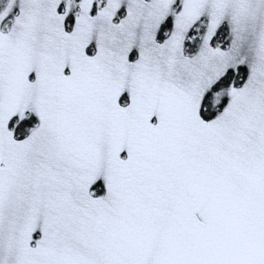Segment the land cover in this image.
<instances>
[{
    "label": "snow or ice",
    "instance_id": "1",
    "mask_svg": "<svg viewBox=\"0 0 264 264\" xmlns=\"http://www.w3.org/2000/svg\"><path fill=\"white\" fill-rule=\"evenodd\" d=\"M0 264H264V0H0Z\"/></svg>",
    "mask_w": 264,
    "mask_h": 264
}]
</instances>
